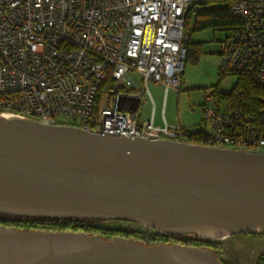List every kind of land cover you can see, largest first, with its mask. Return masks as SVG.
Instances as JSON below:
<instances>
[{
    "label": "water",
    "instance_id": "95a60500",
    "mask_svg": "<svg viewBox=\"0 0 264 264\" xmlns=\"http://www.w3.org/2000/svg\"><path fill=\"white\" fill-rule=\"evenodd\" d=\"M0 212L264 233V152L0 114ZM0 264H224L211 248L0 225Z\"/></svg>",
    "mask_w": 264,
    "mask_h": 264
},
{
    "label": "built area",
    "instance_id": "2783aa9c",
    "mask_svg": "<svg viewBox=\"0 0 264 264\" xmlns=\"http://www.w3.org/2000/svg\"><path fill=\"white\" fill-rule=\"evenodd\" d=\"M204 0H0V114L73 124L111 135L181 139L166 117L179 91L190 36L186 15ZM239 25L220 43L224 75L245 73L264 86V0H236ZM150 83L164 86L163 124ZM152 100L143 115V101ZM205 91L209 145L264 139L238 128L242 110Z\"/></svg>",
    "mask_w": 264,
    "mask_h": 264
},
{
    "label": "trees",
    "instance_id": "16d2710c",
    "mask_svg": "<svg viewBox=\"0 0 264 264\" xmlns=\"http://www.w3.org/2000/svg\"><path fill=\"white\" fill-rule=\"evenodd\" d=\"M236 0H204L197 8L191 7L186 15L185 29L190 39L187 43V58L198 59V55L202 50V43L195 42L191 38L190 23L193 18V30L200 31L207 28L231 27V32L239 25L240 20L232 12V4ZM222 73V72H221ZM234 74V73H233ZM224 76V74L222 73ZM238 81L228 92H221L214 87L215 96L220 102H223L225 109L242 110L246 122H241L238 126L240 130L246 129L250 134L264 139V86L257 84L251 76L245 73L237 74ZM183 135L181 139H185L197 143H208L210 133L204 130H190L182 127ZM238 148L264 151V143L260 140L249 142ZM101 219L94 218H76V217H49V216H23L0 212V225L6 227H17L22 230H44V231H62L74 230L85 231L87 233L99 234L105 238H114L116 236H124L134 238L141 243H181L191 246L211 248L217 256L220 257L221 244L218 239H210L198 236L195 233L169 234L163 231L141 227L137 222L134 224L119 225L117 227H106L100 224ZM125 221V220H120ZM129 222V221H127ZM243 234L258 235L263 232H245ZM224 264H237L230 260L220 257ZM256 264H264V252H262Z\"/></svg>",
    "mask_w": 264,
    "mask_h": 264
},
{
    "label": "rangeland",
    "instance_id": "374dc122",
    "mask_svg": "<svg viewBox=\"0 0 264 264\" xmlns=\"http://www.w3.org/2000/svg\"><path fill=\"white\" fill-rule=\"evenodd\" d=\"M193 21L192 18L188 31L193 41L202 43V50L197 56L198 59H186L180 90L168 91L165 105L166 117L172 124L179 123L186 125L189 129L208 131L209 126L204 120L203 108L205 91L208 88L217 87L221 92H228L236 84L239 76L237 74L223 76L220 70V43L231 33L232 28H207L194 31ZM150 88L156 107L155 121L163 124L164 86L150 83ZM146 98L148 102L143 101L142 112L147 116L151 113L153 102L148 95L144 97V100ZM130 222L134 221L105 220L100 224L106 227L134 224ZM218 240L221 244L220 257L237 264H256L259 255L264 252V234H234Z\"/></svg>",
    "mask_w": 264,
    "mask_h": 264
},
{
    "label": "crops",
    "instance_id": "0c3cea01",
    "mask_svg": "<svg viewBox=\"0 0 264 264\" xmlns=\"http://www.w3.org/2000/svg\"><path fill=\"white\" fill-rule=\"evenodd\" d=\"M168 120V119H167ZM168 122H169V120H168ZM171 123V122H170ZM158 124H161V123H158ZM172 124V123H171ZM177 124V123H176ZM182 126H184V127H186L187 129H189L186 125H182ZM190 130H199V129H190Z\"/></svg>",
    "mask_w": 264,
    "mask_h": 264
}]
</instances>
